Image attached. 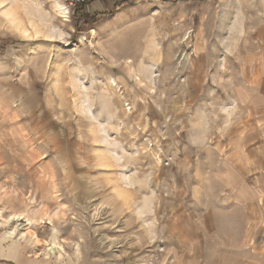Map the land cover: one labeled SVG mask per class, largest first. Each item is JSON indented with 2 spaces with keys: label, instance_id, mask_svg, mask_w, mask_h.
Here are the masks:
<instances>
[{
  "label": "rangeland",
  "instance_id": "obj_1",
  "mask_svg": "<svg viewBox=\"0 0 264 264\" xmlns=\"http://www.w3.org/2000/svg\"><path fill=\"white\" fill-rule=\"evenodd\" d=\"M71 1L0 0L3 239L42 264H264V0ZM244 132L262 152L235 165Z\"/></svg>",
  "mask_w": 264,
  "mask_h": 264
},
{
  "label": "crops",
  "instance_id": "obj_2",
  "mask_svg": "<svg viewBox=\"0 0 264 264\" xmlns=\"http://www.w3.org/2000/svg\"><path fill=\"white\" fill-rule=\"evenodd\" d=\"M238 139L240 140L239 141L240 143H243V145H245L248 148H246L245 146L243 148L241 146H238V147H234L233 149H230V150L228 148L224 152L226 159L230 158L234 154L239 155L233 159V163L235 165H237L238 163L240 164V162L242 160H244L243 157H245V156L247 157V153L253 154V152H255L256 154H258L259 151L262 152V147L260 148V146H259V139H258L257 135H256V137L248 138L244 132V134L242 136L238 137ZM249 145H251V147H249ZM247 149L250 150V152L245 151ZM231 164H232V162H231ZM235 175L241 176V173L237 172V173H235ZM256 175H257V173H256ZM244 183H245L244 180H240L239 186L242 188ZM230 190L231 191L237 190V185L228 186L227 191H230ZM248 194H246V195H248ZM242 201H244V200H242ZM239 204H241V203L239 202ZM243 207H241V209H247L248 208L247 205L245 208H243ZM247 213H248L247 211L244 212V217L247 216ZM4 238H7V237L4 235ZM0 264H42V262L40 261L38 255H36L33 251L30 252V250L26 246L19 243L18 241H16V240L15 241L14 240L13 241L4 240L3 234L1 233L0 234Z\"/></svg>",
  "mask_w": 264,
  "mask_h": 264
},
{
  "label": "bare ground",
  "instance_id": "obj_3",
  "mask_svg": "<svg viewBox=\"0 0 264 264\" xmlns=\"http://www.w3.org/2000/svg\"><path fill=\"white\" fill-rule=\"evenodd\" d=\"M59 6H61V5H59ZM131 60V59H130ZM130 60H128V61H130ZM131 62V61H130ZM129 62V63H130ZM132 63V62H131ZM113 85H116L115 83H113ZM1 212V211H0ZM0 217L3 219L4 217L2 216V214L0 213ZM15 218V216H12L11 218H7V221L8 222H10V223H12V220ZM28 220L30 221V219L28 218ZM18 229H19V227H18V225H13V224H11V226L9 227V229H8V231H6V233H5V236L7 237V238H10V237H13L14 235H16V233H17V231H18ZM23 235H25V233H23ZM53 239H56V237L54 236L53 237ZM55 244H57L56 242H54ZM54 246H56V245H53V246H50L51 248H53ZM58 247V246H57ZM56 247V248H57ZM51 251H54V250H51Z\"/></svg>",
  "mask_w": 264,
  "mask_h": 264
},
{
  "label": "built area",
  "instance_id": "obj_4",
  "mask_svg": "<svg viewBox=\"0 0 264 264\" xmlns=\"http://www.w3.org/2000/svg\"><path fill=\"white\" fill-rule=\"evenodd\" d=\"M86 0H72L71 4H72V8L73 10L77 9V7L81 6L83 3H85Z\"/></svg>",
  "mask_w": 264,
  "mask_h": 264
}]
</instances>
